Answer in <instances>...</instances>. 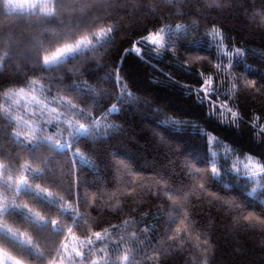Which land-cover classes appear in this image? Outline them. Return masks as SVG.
<instances>
[{"label":"trees","instance_id":"obj_1","mask_svg":"<svg viewBox=\"0 0 264 264\" xmlns=\"http://www.w3.org/2000/svg\"><path fill=\"white\" fill-rule=\"evenodd\" d=\"M83 2L63 0V9L46 30L45 11L55 0L13 9H5L0 0V89L17 93L9 105L0 91V115L5 108L15 109L14 115L33 122L34 111L29 116L19 111L30 107L33 97L46 103L38 92L42 85L49 89L47 100L62 97L82 110L83 119L63 115L75 126L88 119L99 124L92 135L75 143L71 139L66 154L41 147L36 157L49 161L45 178L53 183L28 180L62 197L61 207L80 214L79 227L68 233L71 218L61 217L46 202L20 196L17 204H26L45 220L61 221L64 235L48 236L14 213L0 217V224L20 240H30L44 256L23 255L21 248L13 251L3 243L0 248L21 264H52L58 251L63 255L61 245L69 237L81 240L74 244L80 246L89 236L95 240L94 232L103 235L107 230L109 240L90 247L107 243L117 264L119 254L113 250L126 247L138 250L136 264H264V190L253 196L249 181L230 171L224 159L219 177L209 179L210 135L236 156L264 164V0H88L87 8ZM62 21L83 27L64 43L97 35L101 42L93 39L94 51L46 73L38 66L34 45L44 42L45 54L52 51ZM109 27L111 41L103 46V30ZM161 28H178L166 39L174 46L155 49L143 42ZM214 30L227 50L240 52L229 72L214 44ZM136 46L140 54L134 52ZM8 50L10 56H5ZM117 73L122 84L114 79ZM208 78L213 80L210 100L201 92ZM32 80L37 85L29 89ZM212 100L236 117L215 114ZM113 105L115 112L110 111ZM17 124L0 121V129L30 135L28 124ZM56 133L54 125H47L48 136L56 138ZM4 148L11 151L7 144ZM16 153L20 164L42 167L23 149L16 148ZM26 175L20 170L12 179ZM177 194L179 207L170 198ZM101 255L97 251L85 264Z\"/></svg>","mask_w":264,"mask_h":264},{"label":"snow or ice","instance_id":"obj_2","mask_svg":"<svg viewBox=\"0 0 264 264\" xmlns=\"http://www.w3.org/2000/svg\"><path fill=\"white\" fill-rule=\"evenodd\" d=\"M3 6L5 9H13L22 7L20 0H3ZM79 6V5H78ZM64 3L63 0H55V3L52 7L48 8L45 11V17L47 18L43 22V26L47 30L49 24L55 21L57 11L63 9ZM83 8L88 7V0H84ZM61 25L57 27L60 28L59 33L57 34V39L52 42V51H48L47 54L44 46V42H35V48L38 53L37 63L40 69L44 72H51L57 66H60L70 59H78L80 56L84 55L87 51H94L96 49V45L93 44V39H96L98 43L101 42V37L99 35L94 36L93 39H89L87 36L82 39H76L74 43H64L65 40L74 39L77 32L82 30V26L79 23L72 24H64L61 22ZM178 28L180 26H177ZM112 28L109 27L106 30H103V46H107V44L111 41L110 34L112 32ZM167 32V28H161L156 31L154 35L150 34L146 37V40L153 45H158L160 49H165L166 47L174 46L170 41L165 40V34ZM59 44V47L55 45ZM137 54H140V48L133 49ZM10 51H5V56H10ZM3 59V57H0ZM117 83L122 84V78L119 77L118 73L114 77ZM210 81H205V86H208ZM37 85L36 80H32L29 82L26 87L29 89L34 88ZM235 87V85H233ZM204 89L202 88L201 91ZM4 102L10 105L12 98L17 95V93H13L11 90H3ZM25 91L24 88H20L19 92L23 93ZM49 89L43 87L42 85L39 87L38 92L43 100L46 101L44 104H40V101H37L38 111L34 113L37 116L36 129H31V125H27L30 129V135H26L24 137L21 136L19 131L14 133H9L6 129H0V194H4V202L3 205L0 206V217H8L10 218L14 213L19 214L26 221L32 224L35 227H39L41 231L46 232L48 236H63L64 231L61 226V221L57 220H45L40 216L39 213H33L28 206L19 205L16 203V199L20 196H28L31 200L37 203L46 202L48 206H51L54 211L57 212L61 217H69L72 220V226H68V233L72 232L73 227H79L80 214L71 209L70 207H61L64 203L62 197H53L50 192L45 188H41L39 184L33 187L32 184L28 183V180H42L44 183H53L48 181L45 176L46 173L50 171L49 161L48 160H37L36 152L41 147H48L53 154L56 153H65L69 147L67 142L64 144H57L56 141L52 139L51 136L47 135V125L53 122L52 119L48 117V112L57 113L54 119L57 121L56 127L59 128L62 124H67L69 126V136L72 138L75 143L80 136H88L92 135L97 121L95 119H88L86 123H78V126H75L73 122L69 119L61 120L60 117L65 113H70L72 116H77L79 119L84 118V113L81 109L77 108L75 103L72 101H64L63 98H54V100H47V97L44 96V93L48 92ZM36 97H33L35 100ZM55 103V107L51 105ZM59 109V111H58ZM110 111L115 112L116 107L113 105ZM15 109L5 108L3 110V114L0 115V121L7 122L8 125H11L14 120H18V117L13 113ZM232 115L236 117V113L233 112ZM168 121H166L167 123ZM172 123H175L172 121ZM87 124V126H86ZM25 126L24 122H20L17 124V127ZM39 132V135L37 134ZM261 132L264 133V128H261ZM7 144L8 148L11 151H6L4 145ZM16 148L23 149L25 152L30 153L29 159L33 163H39L42 167L32 168L31 164L25 163L20 164L18 159V154L16 153ZM73 155H76L75 153ZM214 155V154H213ZM49 159H52L50 157ZM213 166L210 169L211 176L209 179L219 177L220 173L215 166L214 161L212 162ZM249 164H251V175L249 179H255L257 176L260 177L261 180H264V165L259 164V162L252 163L249 160V163L245 164V168H249ZM22 170L26 173V176H20L18 179H12V173ZM199 171V169H197ZM201 187H204L202 184ZM255 192V189H253ZM173 202L179 207V194L170 197ZM179 215V213H178ZM186 218V217H185ZM177 217L172 218V222L175 223ZM177 232L180 231L179 228L176 229ZM95 240L89 236L87 237L86 244L81 243L79 248H73L71 253L67 251V244H62L61 248L63 250L64 255H68V258L72 261V264H85V260L91 256H95V253L99 251L102 255L91 259L90 264H101V261L104 264H117L116 261H113L112 256L108 254V244L104 243L102 246L98 247H90L96 245V241L107 240L109 238V234L107 230L102 235L101 232L97 231L93 233ZM123 240V238H121ZM0 243L7 245L8 248H11L13 251H16L17 248H21L23 255L28 256H37L42 258L44 253H40L36 247L30 240H20L18 234L14 232L11 228L6 225L0 224ZM87 247V252L82 249ZM114 254H119L117 256V260L119 264H136V256L138 254V250L132 247L126 248H116L113 250ZM79 258V259H76ZM64 256L61 255V252L58 251L57 257H55L52 261V264H63ZM0 264H21V260L16 256L10 254V252L5 251V249L0 248Z\"/></svg>","mask_w":264,"mask_h":264},{"label":"rangeland","instance_id":"obj_3","mask_svg":"<svg viewBox=\"0 0 264 264\" xmlns=\"http://www.w3.org/2000/svg\"><path fill=\"white\" fill-rule=\"evenodd\" d=\"M44 1H47V0H20V3L22 4V8H24V7H28V6H32V5H37V4L44 2ZM177 30H178V28H176L174 30L167 29V32L165 34V40L167 39L168 34H170L171 32H175ZM155 33L156 32H153L150 34L154 35ZM211 34L213 37L214 44L218 47L220 54L222 56L221 60L224 61L225 70L229 72L230 71V65L233 64L234 60L239 57L238 55H240V52L237 50H227L222 43V37L218 31L214 30ZM143 42L152 45L155 49H160L158 45H153L152 43L148 42L146 40V38H144ZM134 48H139V47L136 46ZM206 81H210V84L208 86H205V84H204V86L202 87L204 90L201 92L203 93V96L205 97L206 100H210V96L214 92L213 91V80H212V78H208ZM214 95H216V94H214ZM21 99H24L23 96L21 97ZM31 100H33V99H31ZM37 101H40V104L45 103V102L41 101L39 99V97H37L35 100L28 102L30 107L27 105L22 106L21 110L19 112L24 113L25 116H29V114H32L33 111L35 113H37L38 107H39L37 104ZM211 103H212L211 110L215 114L220 115L224 119H230V118L234 117L232 115V111L229 110L221 102H219V101L215 102L214 100H212ZM26 110H29L31 112H27V113L24 112ZM56 115H57V113L48 112V117L53 120L51 125H54L55 127H56L57 121L54 119V117H56ZM15 116L18 117L17 123L24 122L23 118L25 119V122H27V123H24V125L32 122V120L31 119L28 120L27 117L20 116L17 114H15ZM60 119L64 120V119H66V117L61 116ZM34 121H37V117L34 119ZM34 121L30 125L32 127L36 128V123H34ZM97 126H99V124ZM56 129H57L56 135L58 137H56V138L52 137V139L54 141H56L57 144H64L65 142H67V144L69 145L68 149H70L71 148L70 142H71L72 138L68 134L69 133L68 131L70 130L69 126L67 124H62L59 128L56 127ZM209 143H210V154H211V167L213 166L212 162L214 161L215 166L217 167V169L219 171L220 160L221 159L226 160L228 163L227 165H229L228 167H229L230 171H232L234 174H237L241 177L246 178L249 181L250 186H251L250 187V193L253 196L260 197V192H262L264 190V180H261L259 176H257L255 179L250 180L249 177L251 175V171H250L251 164H249L248 169L245 168V164L249 163V160H251L252 163H256L259 161L255 158L251 157V156H242V157L236 156L235 154L232 153V151L229 149L228 146H226L225 144L218 141L212 135L209 136ZM74 153L76 154L74 156H76L78 158L82 157L79 154V152L72 151V154H74ZM259 164H261V163L259 162ZM261 165H264V164H261ZM253 189H255V192H253ZM4 198H5L4 194H0V201H4ZM108 240L109 239L102 240V241H108ZM66 241H70L69 243H66V244L68 246V248H67L68 253H71V251L74 247L75 248L79 247V246L74 245V244H76V241H81V240H78L75 237L71 236ZM63 256H64V261H65V262H63V264H66L67 260L69 259L68 255H64V253H63Z\"/></svg>","mask_w":264,"mask_h":264}]
</instances>
